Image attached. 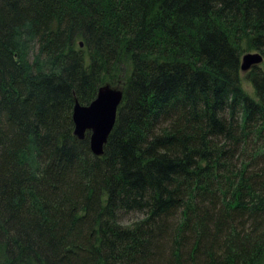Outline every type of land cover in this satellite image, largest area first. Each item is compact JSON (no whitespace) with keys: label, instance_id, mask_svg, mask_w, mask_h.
Masks as SVG:
<instances>
[{"label":"trees","instance_id":"obj_1","mask_svg":"<svg viewBox=\"0 0 264 264\" xmlns=\"http://www.w3.org/2000/svg\"><path fill=\"white\" fill-rule=\"evenodd\" d=\"M247 52L264 0H0V264H264ZM105 85L123 100L97 157L73 112Z\"/></svg>","mask_w":264,"mask_h":264},{"label":"water","instance_id":"obj_2","mask_svg":"<svg viewBox=\"0 0 264 264\" xmlns=\"http://www.w3.org/2000/svg\"><path fill=\"white\" fill-rule=\"evenodd\" d=\"M263 62L264 57L261 53L246 54L241 61V71L248 73ZM122 100V90L105 85L99 89L96 99L89 106H81L77 103L74 108V136L84 141L87 133H90L91 151L97 157L104 155V148L115 126L117 111Z\"/></svg>","mask_w":264,"mask_h":264},{"label":"rangeland","instance_id":"obj_3","mask_svg":"<svg viewBox=\"0 0 264 264\" xmlns=\"http://www.w3.org/2000/svg\"><path fill=\"white\" fill-rule=\"evenodd\" d=\"M21 34H23V35H25V34H27V30H25V29H22V31H21ZM28 35V34H27ZM29 57H30V62L32 63L33 62V60H34V57H35V55H37V47L36 46H33V45H31V43H29ZM249 53H256V52H247V53H245L244 54V56L246 55V54H249ZM243 58V57H242ZM242 77H243V79H242V84H243V86H244V88L245 89H247V91L249 92V93H252V90H251V86H250V83L247 81V77H246V73H243L242 72ZM134 218H137V216H134V217H130L129 219H134Z\"/></svg>","mask_w":264,"mask_h":264},{"label":"bare ground","instance_id":"obj_4","mask_svg":"<svg viewBox=\"0 0 264 264\" xmlns=\"http://www.w3.org/2000/svg\"><path fill=\"white\" fill-rule=\"evenodd\" d=\"M31 45H33V46H37V44H36L35 41H34V42L31 41ZM77 103H78V102H76V104H77ZM76 104H75V105H76ZM74 108H75V107H74ZM73 113H74V112H73Z\"/></svg>","mask_w":264,"mask_h":264}]
</instances>
